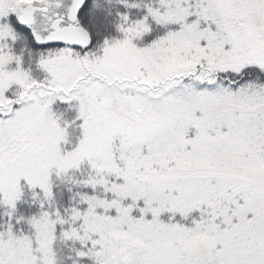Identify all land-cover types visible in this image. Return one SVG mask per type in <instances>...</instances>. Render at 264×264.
<instances>
[{
    "label": "snow or ice",
    "instance_id": "6c2138e0",
    "mask_svg": "<svg viewBox=\"0 0 264 264\" xmlns=\"http://www.w3.org/2000/svg\"><path fill=\"white\" fill-rule=\"evenodd\" d=\"M0 264H264V0H0Z\"/></svg>",
    "mask_w": 264,
    "mask_h": 264
}]
</instances>
